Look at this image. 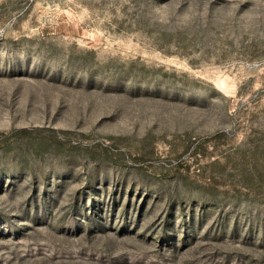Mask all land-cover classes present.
Returning <instances> with one entry per match:
<instances>
[{"label":"rangeland","instance_id":"1","mask_svg":"<svg viewBox=\"0 0 264 264\" xmlns=\"http://www.w3.org/2000/svg\"><path fill=\"white\" fill-rule=\"evenodd\" d=\"M0 264H264V0H0Z\"/></svg>","mask_w":264,"mask_h":264}]
</instances>
